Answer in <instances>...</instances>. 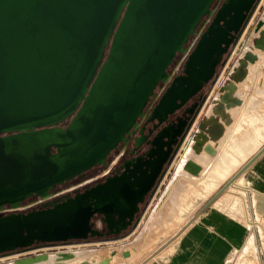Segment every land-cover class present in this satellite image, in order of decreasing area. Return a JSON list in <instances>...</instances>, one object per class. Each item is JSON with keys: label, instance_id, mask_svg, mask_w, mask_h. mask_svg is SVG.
Returning <instances> with one entry per match:
<instances>
[{"label": "water", "instance_id": "water-1", "mask_svg": "<svg viewBox=\"0 0 264 264\" xmlns=\"http://www.w3.org/2000/svg\"><path fill=\"white\" fill-rule=\"evenodd\" d=\"M258 2L0 0V256L22 254L12 262L40 264L51 252L44 247L74 239L90 242V236L104 234L117 236L101 240L118 239L125 236L119 234L129 226H137L140 218L134 220L140 211L138 203L154 183L162 159L149 174L145 170L150 164L143 171L139 165L129 168L126 163L121 176L108 178L74 197L49 202L42 209L21 211L30 206L22 203L34 195L41 196V200L50 198L53 194L49 190L58 184L106 164L119 143L124 142L125 148L140 125L137 119L142 116L143 120L148 114L150 108L146 113L144 108L157 84L167 83L174 75L175 70L169 73L168 68L178 53L183 54L181 61L188 55L184 75L174 77L148 121L157 118L161 123L176 106L187 102L213 77L223 54L254 15ZM262 26L259 18L254 27L260 33L254 43L257 48L264 46ZM247 58L253 60L255 55L250 52L241 57L220 87V95L213 97V115H206L199 123L194 148L214 125L216 107L225 104V94L232 91ZM69 118V124L63 127ZM164 136H169L166 129L153 144ZM263 151L264 146L139 264L146 263L180 235ZM184 166L195 174L203 168L194 160ZM5 206L12 212L5 214ZM96 214L102 215L106 232L95 226L92 218ZM55 252L64 258L72 255L65 250ZM123 255L129 256V250ZM110 261L111 257H104L98 264ZM87 264L91 262L87 260Z\"/></svg>", "mask_w": 264, "mask_h": 264}, {"label": "rangeland", "instance_id": "rangeland-1", "mask_svg": "<svg viewBox=\"0 0 264 264\" xmlns=\"http://www.w3.org/2000/svg\"><path fill=\"white\" fill-rule=\"evenodd\" d=\"M256 11L258 13L256 14L257 16H252V18L249 20L247 29H245L240 40L235 43L232 51L228 55L226 60L227 63L224 66L222 65L220 67L217 81L214 84V87L211 89L210 93L207 95L205 106L203 107V110L197 122L200 119L202 120L205 115L210 116V114H213V111L209 110L213 105V97L220 95V87L229 79L230 73L232 72L239 59L242 57L245 47L251 44L254 45L255 39L260 36L259 32L254 31V27L259 17H262L264 15V0H259L255 9V12ZM263 54L264 53H262V55ZM262 55H260V57H262L263 59L259 57L258 62L252 68V78L250 77L251 81L249 80L248 84H244L240 87V92H242L241 94L245 97V103L243 107L239 108L238 111L234 110L233 115L236 113L234 115L236 116L234 120L235 123L233 122V126L229 129L230 132L228 131L223 139V143H226L228 142V140H231L230 137L233 136L232 138H234L236 142H240L242 146L245 147V151L243 153L241 148L237 147L238 149L234 153L231 146L226 150L228 146L225 145L222 147L223 149L220 148L221 152L219 153V156H217V159H215L216 161L213 160V162L215 161L214 164H222V162L225 160L224 158L228 159V166L226 168V172H228V175L226 178L219 177L218 179V175L214 172V168L209 170L205 179L202 180L179 176V181L177 182V184L181 181V187L178 192V199L176 200V202L172 200L170 196L172 190H166L175 173L177 171H181L177 170L179 164L183 163L182 168L184 170V165L187 161H183V156L186 148L190 145L193 138L192 134H190L188 136V139H186L185 144L183 145V149L171 163V166L169 167L162 183L157 188L156 193L153 195V197H151L149 203L147 204L152 205L150 210H148V212L144 214L143 217L142 215L140 216V221L137 224L135 233L132 234V230L134 228L133 226V228H130L131 230L127 232L124 237H120L118 239H94L92 240L93 243L84 240L74 242L73 244L59 243L55 247H44L43 250H50L54 254H58L57 252H55L56 250H77L81 252V257H83L85 261L89 260L91 264H97V261L102 256H105L107 258L111 257L110 264H136L141 258L148 255L161 242L174 235L197 212V210L204 204L207 198L213 193L212 192L210 195L203 196V194L201 193L202 188L208 187L209 183L211 182L213 183V185L209 187H212L214 191L217 190L218 187L223 184V182H225L234 174V172L239 168L241 164L245 163L248 160L246 158L249 155V150H251V147L253 148L256 144L260 145L264 142V55ZM197 127L198 125L196 123L194 129H197ZM235 131L236 133L233 134ZM232 142H234V140ZM234 154L241 155L240 159L245 158L244 162H242L243 160L241 161V163L239 162L240 160L238 162L234 160ZM243 155L244 157H242ZM232 166L233 168H231ZM204 182L207 185H203ZM233 199L237 200V198L235 197H233ZM182 205L183 207L181 210ZM151 215L152 219L153 217H155V220L152 223H148ZM248 216L249 212L248 215L246 214V217ZM174 220H176V223L174 222ZM250 222L253 223V232L256 233L257 236L255 235V237H252L251 243H247L246 246L232 253L226 264H264V220L259 218L258 220L254 221L249 220V223ZM130 234L132 235L128 237ZM124 249L129 250V256L123 255L122 252L125 251ZM19 255L22 254L0 256V264H14L12 262V259L18 257ZM75 262L76 261L72 260L67 264H76ZM51 264L55 263L53 262Z\"/></svg>", "mask_w": 264, "mask_h": 264}, {"label": "flooded vegetation", "instance_id": "flooded-vegetation-1", "mask_svg": "<svg viewBox=\"0 0 264 264\" xmlns=\"http://www.w3.org/2000/svg\"><path fill=\"white\" fill-rule=\"evenodd\" d=\"M215 5L216 3L214 4V6ZM206 18L207 16L203 19V21ZM211 21L212 18L206 24L202 33L207 29ZM201 25L202 23L200 24V26ZM247 25L244 28L243 32L245 31V29H247ZM241 36L240 33L236 35L233 42L228 47L227 52L223 54L221 62L217 65L213 77L208 82H204L202 87L195 94H193V96L187 102H185L179 107L176 106L173 112L169 113L165 120L161 123L157 118L148 121L149 115L151 114L155 106L159 103L162 95L167 91V89L171 85L174 77L177 75H184V64L188 55L184 58L183 61H181L183 54L178 53L174 62L168 68L169 73H172V71L175 70L174 75L167 83L160 81L159 84H157L156 88L154 89V94L151 96L150 100H148L144 108V112L146 113L149 108L150 110L143 120L142 116L137 119V121L140 122V125L137 127L136 132L133 134V136L129 137L127 146L124 148V142L119 143L118 147L116 149H113L108 155L106 164L96 165L91 169L83 172L80 176H76L69 181L60 183L53 189L49 190V193L53 194V196H51L50 198L46 200H41V196L34 195L26 199L22 203V205L30 206L25 209H21V211L27 212L32 209L45 208L48 206L47 203L49 202H60L63 199H67L68 197H74L76 194L83 193L86 189L106 182L108 178L121 176L123 172L127 169L125 166L126 163H129V168H133L134 165H139L143 171L147 164H150L149 169L145 170V174H149L151 171V167L153 166L155 168V166H157L158 164V160L162 159L163 165L160 168L154 183L152 184L148 192L145 194L143 201L138 203V205H140V211L136 213L134 221H136L137 218H140L142 212L144 211V208L149 203L151 197H153V195L156 193L157 188L165 178V175L167 174L171 163L183 149V145L185 144L186 139L190 134H192V137H194L197 131V129H194V127L196 123L197 125H199V123L201 122V119L198 122L197 120L200 117L203 107L205 106L204 98L207 97L211 89L214 87V84L216 83L217 78L219 76L220 67L222 65L224 66L227 63L226 60L228 55L232 51V48L235 45L236 41L240 39ZM193 38L194 35L190 37L187 46L190 44ZM199 38L196 40V42L199 40ZM194 47L195 44L191 48L190 52L194 49ZM70 119L71 118L67 119L64 123H62V126H67L70 122ZM163 129H166V133L170 137L164 136L163 138L159 139L155 144H153L154 138L159 133H161ZM161 141L164 142L162 146H160ZM150 150H154L152 155L148 154ZM140 172L141 171H137L136 174L142 175V173ZM5 209V214L12 212L9 209V206H5ZM101 217V214H96L92 218V220L95 222L96 227H99L101 231L106 232L107 228L105 222L101 220ZM130 228L132 229L133 226H129L126 230L122 231L119 236L127 234V232L131 230ZM116 236V234L90 236L89 240L104 239L106 237ZM78 241L81 240H69L67 241V243Z\"/></svg>", "mask_w": 264, "mask_h": 264}, {"label": "crops", "instance_id": "crops-1", "mask_svg": "<svg viewBox=\"0 0 264 264\" xmlns=\"http://www.w3.org/2000/svg\"><path fill=\"white\" fill-rule=\"evenodd\" d=\"M220 93L221 92H219V94ZM231 142L230 140L226 143L224 142L223 146H228L226 150L231 146L233 150H230L235 153L238 149L237 147H242L241 143L234 142L232 144ZM263 146L264 142L260 145L256 144L253 148L251 147L246 159H249ZM244 159L245 158L240 159L239 157L234 160L237 162L240 160L239 162L241 163ZM226 163H228V159L227 162L223 161L222 164L218 163V168L224 170ZM243 164H241L239 168ZM233 166L231 168H233ZM237 170L234 173H236ZM239 177L236 179L237 182L234 181L236 185L234 187L236 190L235 194L232 192H230L231 194H227L228 192L224 194L223 191L210 205L197 215L180 235L144 264H226L232 253L246 246L249 242L248 240H251L255 235L257 236V234L253 232V223H249V220L254 221L259 218L264 220V151ZM225 182H223V184ZM223 184L219 187L221 188ZM219 187L217 190L213 191L204 204L220 189ZM241 193H243L244 198L240 195ZM230 196L241 199L236 203L234 201L235 199ZM242 199L244 203L241 202ZM151 206L152 205H146L142 217L150 210ZM248 212L249 216L246 217ZM154 220L155 217L153 218V221ZM136 227L137 226L133 228L132 234L136 232ZM166 240L161 242L156 248ZM124 250L126 251L128 249ZM152 251L150 253H152ZM150 253L148 255H150ZM148 255L141 258L136 264L141 263ZM104 257L102 256L97 261V264Z\"/></svg>", "mask_w": 264, "mask_h": 264}, {"label": "bare ground", "instance_id": "bare-ground-1", "mask_svg": "<svg viewBox=\"0 0 264 264\" xmlns=\"http://www.w3.org/2000/svg\"><path fill=\"white\" fill-rule=\"evenodd\" d=\"M256 14H258L257 11L255 12V14L253 16H255ZM259 18L263 20V26L262 27L264 28V15L262 17H259ZM250 52L255 55V59L252 60L250 58H247L242 63V68L240 69L239 73L236 75V78H235V80H234V82H233V84L231 86V88H232L231 90L232 91H229V92H227V94H225V104L223 103V104L219 105L218 107H216V112L214 114L215 119L213 120V124L214 125L207 132H204V134H203L204 136H201V142L197 146V149L193 147V143L195 142L194 138H192L190 145L187 148L185 147L186 150H185V153H184V156H183V161H185V160L186 161L187 160H194L196 163L200 164L203 168H202V170H201V172L199 174H195V173H192L189 170H187L185 167H184V170H183L182 161H181L182 164H179L178 167L176 166L177 170H181V171H177L175 173L174 177L171 179V181L169 183V186H168V188L166 190V191L172 190L170 196H171L173 201L176 202V200L178 199L177 196H178L179 189L181 187V181L177 184V182L179 181V179H178L179 176H184V177H187V178H196L197 180H202V179H205V177L207 176L209 170L214 168V172L218 175V179H219V177L220 178H222V177L226 178L227 177L228 172H226V170H227L226 168L228 166L227 165L228 163H226V165L224 167L225 168L224 170L218 168V163H216V164H214V163L216 161L215 159H217V156H219V153L221 152L220 148H222L223 145H224L223 139H224L225 135L228 133L230 127L233 126V122H234V120L236 118V116H234L236 113L233 115L234 110L238 111L239 108L243 107V105L245 103V97L241 94L242 92H240V87L243 86L244 84H248L249 80H250V77L252 78V76H251L252 68L258 62L260 55H262V53H264V46L262 48H257V47H255V45H252V44L249 45V46H246L245 50H244V53L242 55V58H245V55L247 53H250ZM260 58H262V57H260ZM239 62H240V59H239V61L236 64L237 66L239 65ZM193 87L194 86H191L192 89H193ZM253 92H254V90H253ZM214 107H215V103H213V105L210 107L209 110L213 111ZM210 111H209V114H210ZM165 113H166V106L161 110V114L162 115H164ZM212 115L213 114H210V116H212ZM218 116H221L223 119H218ZM205 127H208V126L206 125ZM169 133H171V132H169ZM235 133H236V131L233 134H235ZM232 137H230L231 140L233 139L234 142H236L235 139L232 138ZM234 142H232V143H234ZM236 143H240V142H236ZM163 144H164V142L161 141L160 146H162ZM207 148H209L211 153H213V154L215 153L214 157L210 153L207 152V150H206ZM244 148H245L244 146L241 147V150L243 151V153L245 151ZM199 150H201V151H199ZM240 156L241 155L234 154V159L239 158ZM242 157H244V155ZM224 159H225L224 161L227 162V159L226 158H224ZM213 160H215V161L213 162ZM244 160L242 162H244ZM155 167H157V166H155ZM235 182H237V181H235ZM235 182L228 186V188L224 191V194L227 193V192L228 193L232 192L234 194L236 193V190L234 188L236 186ZM215 184H216V181H215ZM203 185H207V184L204 182ZM212 185H213V183L210 182L208 187L202 188L201 193L203 194V196L210 195L214 191L212 189V187H209V186H212ZM173 187H175V188H173ZM196 190H198V189H196ZM240 195L244 198L243 193H241ZM233 197H231V198H233ZM240 199H237V200H234V201L237 203V202L240 201ZM241 202L244 203L243 199H242ZM187 204H188V202H187ZM233 206H235V205H233ZM182 207H183V205L181 206V210H182ZM185 207H187V206H185ZM175 221L176 220H174V222ZM150 222L151 223L153 222L152 215L150 216L148 223H150ZM248 241H249L248 242V244H249V243H251L252 240H248ZM69 252H71L72 255L69 256V257H65V258L63 256H60L59 254H54L52 252H49L50 254H49L48 259L46 261L40 262V264H51L53 262L55 264H67L69 261H72V260L76 261L75 262L76 264H82V263L86 264L87 263V261H85L84 258L81 257V252H79L77 250H71Z\"/></svg>", "mask_w": 264, "mask_h": 264}]
</instances>
